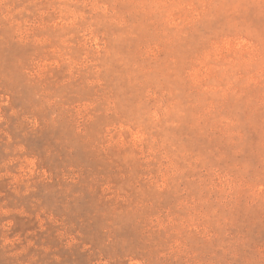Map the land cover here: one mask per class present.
Returning <instances> with one entry per match:
<instances>
[{"label": "rangeland", "instance_id": "1", "mask_svg": "<svg viewBox=\"0 0 264 264\" xmlns=\"http://www.w3.org/2000/svg\"><path fill=\"white\" fill-rule=\"evenodd\" d=\"M0 264H264V0H0Z\"/></svg>", "mask_w": 264, "mask_h": 264}]
</instances>
